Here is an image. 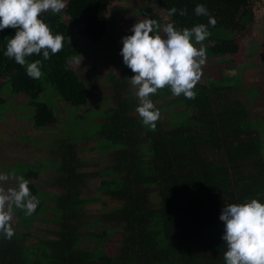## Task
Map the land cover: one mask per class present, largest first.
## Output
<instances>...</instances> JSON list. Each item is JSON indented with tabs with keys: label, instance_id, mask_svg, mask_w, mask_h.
I'll return each instance as SVG.
<instances>
[{
	"label": "trees",
	"instance_id": "1",
	"mask_svg": "<svg viewBox=\"0 0 264 264\" xmlns=\"http://www.w3.org/2000/svg\"><path fill=\"white\" fill-rule=\"evenodd\" d=\"M113 1L67 0L60 13L42 14L52 32L65 39L63 50L49 60L42 55L26 58L42 60L44 75L39 80L3 54L16 29L0 30V101L5 103L4 92L23 93L31 110L20 116L37 129L55 118L42 100L45 86L53 88V97L77 110L75 118L65 117L67 128L70 119L74 128L50 141L51 159L43 161L50 170L43 182L55 190L39 193L54 206V225L44 234H35V213L16 215L15 235L11 240L0 235V264H224V225L219 219L224 204L251 198L264 203V123L252 120L247 102L231 97L237 89L235 79L199 82L196 98L181 95L178 104L183 108L169 114L168 125L160 118L152 131L135 111L138 101L128 79L133 73L124 65L123 76H110L112 92L107 97L112 106L98 114L99 121L86 125L91 131L86 135L89 110L78 113L88 102L85 83L67 61L82 39L94 45L93 52L108 44L105 10ZM147 1L159 4L165 12L173 6L186 9L185 16L177 13L170 18L177 28L206 24L207 17L194 13L197 4L205 5L216 20L214 27L209 26L210 37L202 43L209 57L233 54L234 36L244 33L253 20L250 0ZM160 95L151 97L155 105L161 102ZM89 138L104 145L100 149H109L104 166L95 173L82 170L95 163L78 154L77 142ZM34 165L9 169L35 179L43 165ZM92 175L101 178L98 194L84 196ZM35 185L28 186L32 190ZM90 204L99 206L94 219L87 216ZM99 224V232H94ZM109 230H116L119 240L115 253L107 257L105 239L113 235Z\"/></svg>",
	"mask_w": 264,
	"mask_h": 264
},
{
	"label": "rangeland",
	"instance_id": "2",
	"mask_svg": "<svg viewBox=\"0 0 264 264\" xmlns=\"http://www.w3.org/2000/svg\"><path fill=\"white\" fill-rule=\"evenodd\" d=\"M250 6L253 10V20L249 28L244 32L234 36V53L226 54L221 57L206 56V63L203 66V76L201 83H210L208 79L232 78L237 80L235 87L231 93V97L238 98L241 102L246 103V108L250 111L252 120L256 123H264V0H250ZM165 10L159 4L147 0H114L105 10L107 17V37L108 44L100 51L93 52V44L82 39L74 45L75 52L68 59L67 64L76 70L77 75L85 83V92L88 98L87 107L79 108L80 114L84 108L89 111V117L85 121L86 135L89 136L91 131L86 125L99 121L98 114H102L106 109L111 107V99L107 94L112 92L110 76L121 77L123 58L120 54L122 47V37L131 34V27L138 20L145 16L156 19L160 24L168 21L165 20ZM62 16L66 20V14ZM81 28V27H79ZM85 40V41H84ZM212 44V43H211ZM204 45H197L200 47ZM80 55L82 57L80 65L73 62V57ZM112 55L109 59L107 57ZM133 75V74H132ZM130 79V77L128 78ZM232 82V81H231ZM0 84L3 80L0 78ZM234 87V88H235ZM130 89L135 90L130 86ZM5 90V88H4ZM247 91L249 93H247ZM160 95V104L164 106L161 112V122L168 125L170 113L183 106L179 105V97H174L170 89L165 88L158 91ZM5 94V95H4ZM53 88L45 86L42 100L50 106L52 114L55 118L52 122H47L44 127L34 128L32 122L20 116L21 112L31 110L27 97L23 93L11 95L3 93L5 103L0 101V172H10L11 169H18L23 164L41 163L43 165L41 172H36L37 177L34 179L28 177L29 184H36L31 190L32 194L39 199V204L35 210V215L32 216L35 220L33 223V232L35 234H44V231L54 225L53 220L57 213L53 210V204L48 200L46 195L40 196V191L53 192L55 189L47 186L43 181L49 176V168L45 167L43 161L51 159L50 141H56V138H61L74 128V123L70 119L67 128L65 117L72 116L75 118L74 110L68 106L59 97H53ZM250 101V103H249ZM251 104V105H250ZM21 105V106H20ZM84 113V112H83ZM82 113V114H83ZM87 113V114H88ZM70 127V128H69ZM264 128V125H262ZM80 137V134H77ZM100 144L95 139L79 140L78 154L88 156L90 162H94L95 166H89L82 170L95 173L96 170L104 166L108 148L100 149ZM96 145V146H95ZM104 146L101 144V147ZM108 146V145H105ZM92 148L90 151L86 148ZM57 149L56 146H54ZM34 167L36 168V166ZM98 165V166H97ZM38 167V166H37ZM11 168V169H9ZM19 176V175H18ZM14 185V181L9 182ZM101 178L97 175H92L89 178L87 186L83 190L84 196H95L98 194L97 187H100ZM7 186V185H6ZM86 212L88 218H93L99 214L98 205H87ZM23 213L21 210H15L14 218ZM94 219V218H93ZM91 224V223H89ZM109 226V224H103ZM99 225H95L92 229L94 232H99ZM112 236L105 239V248L107 257L115 252L118 244V232L110 231ZM115 234V235H114Z\"/></svg>",
	"mask_w": 264,
	"mask_h": 264
},
{
	"label": "clouds",
	"instance_id": "3",
	"mask_svg": "<svg viewBox=\"0 0 264 264\" xmlns=\"http://www.w3.org/2000/svg\"><path fill=\"white\" fill-rule=\"evenodd\" d=\"M66 7L67 0H0V30L16 29L3 54L25 67L32 79L39 80L44 75L42 60L29 62L26 58L42 55L43 60H49L64 47V35L54 34L41 16L44 12L58 14ZM177 13L185 16L187 10L171 7L165 14L168 22L163 25L145 16L132 25L130 35L121 38L123 64L133 73L130 84L138 101L135 111L142 124L152 131L156 130L161 112L151 97L159 90L168 88L174 97L196 98L194 89L206 63V49L197 45L210 37L209 26L216 24L203 4H197L194 13L207 17L206 24L177 28L175 21L170 20ZM81 59L78 55L73 62L80 65ZM28 185L29 181L15 171L0 172V235L5 240L15 235V210L31 216L38 207L39 199ZM219 219L224 225V264H264V203L251 198L224 204Z\"/></svg>",
	"mask_w": 264,
	"mask_h": 264
}]
</instances>
